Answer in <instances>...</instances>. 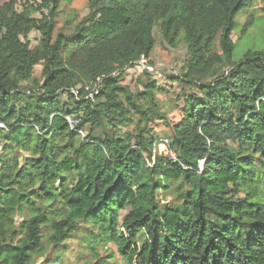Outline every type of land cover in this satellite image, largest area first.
Instances as JSON below:
<instances>
[{
	"label": "trees",
	"instance_id": "obj_1",
	"mask_svg": "<svg viewBox=\"0 0 264 264\" xmlns=\"http://www.w3.org/2000/svg\"><path fill=\"white\" fill-rule=\"evenodd\" d=\"M62 2L11 0L21 10L5 19L0 264H65L75 237L93 256L113 244L128 264H264V51L226 62L218 50L231 54L248 0H88L57 29ZM156 33L186 46L164 76L181 86L177 120L139 64L154 68ZM161 124L176 157L154 152Z\"/></svg>",
	"mask_w": 264,
	"mask_h": 264
},
{
	"label": "rangeland",
	"instance_id": "obj_2",
	"mask_svg": "<svg viewBox=\"0 0 264 264\" xmlns=\"http://www.w3.org/2000/svg\"><path fill=\"white\" fill-rule=\"evenodd\" d=\"M10 1L11 0H0V11L2 14L0 19V55H3L8 47L7 44L2 42V37L5 33V19L9 16L11 10H21L19 4H11ZM87 3L88 0H63L61 13L57 19V29L71 26L72 23L67 22L69 18L77 20L86 15ZM249 20H251L250 24H248ZM30 38L33 45H35L38 42L39 35L36 31H33ZM156 38V49L153 51L150 60L154 65V70L162 74V76L160 74L157 76L161 80V86L165 89V92L158 93V98L160 103L164 105V110L168 112L169 119L177 120L181 118L179 107L183 104L182 102L177 104V96L181 93V86H179L178 83H172L169 79H166V82L163 76H170L180 70L183 61L187 59L186 46L180 44L177 48L170 47L163 42L158 33H156ZM232 39L234 46L230 55L218 49L222 59L226 62L227 58H229L231 62H239L250 50L264 51V0H248L247 4L238 12L235 18ZM145 62L146 61L143 60L140 61L139 64L145 67ZM46 73L44 67L38 65L34 69L33 77L40 81L44 79ZM139 73V68L129 71L124 83L128 84L133 90L140 89L138 80ZM22 88L24 90H30L33 88V83L31 81H26L22 84ZM196 88V86H193V89ZM87 130H89V128ZM157 131H159L161 138L166 139L169 137L170 128L161 124L157 127ZM97 133L101 135L100 132ZM158 151L165 155L176 157V154L171 152L168 147L159 146ZM204 166V162L199 163L200 169H203ZM82 228L84 232L86 229H89L88 226L85 227L84 225H82ZM84 232L81 235H84ZM67 249L69 251L64 256L65 264H98V262H101L100 264H128L113 244L100 246L98 255L93 256L90 250H86L82 247L81 240L75 237L68 242ZM52 254H54V252H52ZM42 261L43 259H39L37 264H41Z\"/></svg>",
	"mask_w": 264,
	"mask_h": 264
},
{
	"label": "built area",
	"instance_id": "obj_3",
	"mask_svg": "<svg viewBox=\"0 0 264 264\" xmlns=\"http://www.w3.org/2000/svg\"><path fill=\"white\" fill-rule=\"evenodd\" d=\"M145 68L149 69L151 72L154 71L153 73H156V75L160 74L162 76V74L159 73L158 71L154 70L153 67H149V66L147 67V66H145ZM67 120L71 124V127L74 128V126L77 123V120L74 117H72V116H67ZM0 127L1 128H6V126L3 123H0ZM85 134L86 133L84 131L81 132V135L85 136ZM168 143H169L168 139H162V142L155 148V151L154 152L156 153L158 151V147L159 146H164L165 148H167L168 147ZM154 159L155 158L153 157V161H154ZM152 164H153V162H150L149 161V165H152Z\"/></svg>",
	"mask_w": 264,
	"mask_h": 264
}]
</instances>
